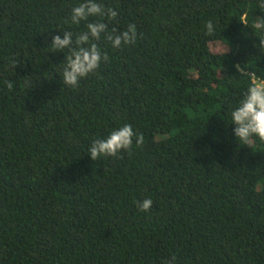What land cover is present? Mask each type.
<instances>
[{
  "label": "trees",
  "instance_id": "obj_1",
  "mask_svg": "<svg viewBox=\"0 0 264 264\" xmlns=\"http://www.w3.org/2000/svg\"><path fill=\"white\" fill-rule=\"evenodd\" d=\"M82 2L0 0V264H264V141L231 117L264 80V0H96L108 60L72 88L51 44ZM125 124L143 145L93 161Z\"/></svg>",
  "mask_w": 264,
  "mask_h": 264
},
{
  "label": "clouds",
  "instance_id": "obj_2",
  "mask_svg": "<svg viewBox=\"0 0 264 264\" xmlns=\"http://www.w3.org/2000/svg\"><path fill=\"white\" fill-rule=\"evenodd\" d=\"M264 7V5H262ZM99 16L102 19L107 18L110 21L116 20L118 12L113 8H105L96 0H84L78 6L72 9L71 23L79 25L85 21L87 31L78 34L73 39V33L64 31L61 35L52 37L51 46L55 50H69L66 55L63 67V83L72 88H76L79 81L94 73L101 65V61H107V54H102L101 49L95 41L101 39V34L108 32V25L104 22H88L90 17ZM209 32L213 30L211 21L206 25ZM264 27V24L259 25ZM115 33V29H113ZM142 35V34H141ZM106 39L111 42L113 48H119L121 45H131L137 40V28L135 24H129L122 33H108ZM259 46L264 48V39L259 40ZM240 70V66L236 65ZM241 74H245L241 70ZM11 90L12 82H6ZM232 124L235 125L233 133L237 140L242 141L244 145L250 146L253 138L257 137L264 141V80L253 79L248 87L239 106L231 113ZM135 138L136 147H141L144 143V136L134 131L130 124H125L117 130H113L105 139L94 140L88 149L90 158L96 161L102 156L116 157L121 151H131L133 139ZM151 199H144L138 202L140 211H148L152 207ZM175 256L171 260H166L164 264H175Z\"/></svg>",
  "mask_w": 264,
  "mask_h": 264
}]
</instances>
